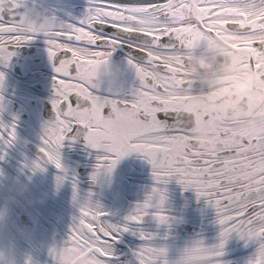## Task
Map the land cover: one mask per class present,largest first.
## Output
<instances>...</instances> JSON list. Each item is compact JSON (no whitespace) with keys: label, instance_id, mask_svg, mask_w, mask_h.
<instances>
[{"label":"snow or ice","instance_id":"1","mask_svg":"<svg viewBox=\"0 0 264 264\" xmlns=\"http://www.w3.org/2000/svg\"><path fill=\"white\" fill-rule=\"evenodd\" d=\"M18 15L15 10L0 13V65L8 64L15 47L36 38L19 30ZM44 38L49 59L55 61L50 103L58 124L54 130L43 128L38 159L61 170L57 185L69 178L61 149L66 141L77 140L96 152L93 182L132 152L151 164L155 181L143 200L116 222L91 190L79 196L73 175L78 210L66 239L49 248L55 264H76L78 253H86L91 264H112L115 241L125 231L142 241L132 251L135 264H229L222 257L233 234L254 245L245 264H264V132L236 136L223 124L220 111L197 109L214 142L209 148L193 139L191 119L178 118L185 102L179 89L190 83L183 72L184 53L216 40L228 42L241 74L257 76L264 86V0H90L77 23L62 21ZM123 46L132 50L128 64L139 84L108 105L93 91L94 70ZM4 77L0 71V84ZM252 96L249 90L239 99L250 101ZM85 113L110 124L120 141L101 140ZM16 139L15 119L0 121V142L11 145ZM5 154L0 149V159ZM250 175L257 178L255 184L246 182ZM172 177L214 209L220 227L216 243L197 236L169 258L164 241L170 232L146 231L141 224L150 215L157 225L171 228L163 185ZM25 264H32L31 257Z\"/></svg>","mask_w":264,"mask_h":264},{"label":"bare ground","instance_id":"2","mask_svg":"<svg viewBox=\"0 0 264 264\" xmlns=\"http://www.w3.org/2000/svg\"><path fill=\"white\" fill-rule=\"evenodd\" d=\"M72 2L37 0L36 6L41 10L47 8L55 11L62 20L72 23L69 18V6ZM19 46H33L36 56L15 53L13 61L9 60L7 65H0V71L5 73L0 84V121L8 123L15 119L17 133L13 144L4 145L0 142V149L6 151L4 158L0 159V248L6 250L10 264H25L29 257L32 264H55L54 258L49 254V248L54 244L60 245L66 239L72 217L78 210L73 200V175L77 179L79 196L83 198L91 190L93 198L101 202L104 209L111 214L109 218L116 222H120L137 201L143 200L146 191L150 190L155 181L151 164L142 158L141 154L132 152L121 158L110 174H102L97 182H93L90 174L97 162L96 152L82 140L66 141L62 147L61 159L69 178L59 186L56 177L61 170L51 163H48L42 172L21 173L17 168V162L22 158L21 153L31 158L38 156L29 145L37 148V144L41 143L44 117L41 115L40 104L42 99H45L51 105L49 98L54 91L50 92L49 87L53 86L54 69L44 37L37 36ZM13 64L23 65L26 74L13 72ZM46 79L51 82L44 84ZM35 83H40L41 87L32 86ZM125 94H130V91L125 89ZM11 103L19 105L18 109H10ZM29 111L32 112L31 118L21 120V115ZM83 168L87 170L80 173L79 170ZM17 176L29 184L28 191H9L7 185L13 183ZM127 185L129 186L126 189ZM163 186L167 189L166 211L172 218L171 228L157 225L152 217L142 222L141 227L161 235L165 231L170 232L164 241L169 244V258H174L180 248L197 236H203L208 244L216 243L220 226L216 223L214 209L202 202L198 204L199 208H189L190 201L197 200L196 193L189 188L190 196H184L182 192L186 189H182L175 177L170 178ZM42 192L47 193L46 197L43 200L37 199ZM22 216L33 222V228L22 222ZM196 222L199 226L190 231H177L180 223ZM141 242L138 234L133 231L120 234L114 244L112 264H135L132 251ZM253 249V244L245 245L243 240L233 234L224 246L222 258L229 261V264H245Z\"/></svg>","mask_w":264,"mask_h":264},{"label":"clouds","instance_id":"3","mask_svg":"<svg viewBox=\"0 0 264 264\" xmlns=\"http://www.w3.org/2000/svg\"><path fill=\"white\" fill-rule=\"evenodd\" d=\"M36 4L37 0H0V13L17 11L19 15L16 17V24L22 33L45 37L64 20L55 11L47 8L41 10ZM94 72L93 91L103 102L110 105L113 100L125 95L122 79L125 69L111 57L97 66ZM183 72L190 83L179 89V95L185 98V102L178 118L191 119V135L196 142L209 148L214 143L197 115V109L201 113L220 111L223 124L236 136L264 132V86L259 85L257 76L241 74L240 61L228 42L216 40L211 46L184 53ZM249 90L253 93L252 99L241 101L240 94ZM85 116L97 125V135L101 140L113 144L120 141V134L110 124L97 120L92 113H85ZM57 124L55 114L42 121V127L49 130H54ZM39 147L37 144V148ZM21 157L17 162L21 173L42 172L48 164L43 159H38V156L31 158L21 153ZM256 181L257 178L251 175L246 180L249 184H255ZM7 187L9 191L16 193L29 190V184L19 176ZM46 195V192H42L37 199L43 200ZM75 260L76 264H91V258L84 253H78ZM0 264H10L4 248H0Z\"/></svg>","mask_w":264,"mask_h":264},{"label":"flooded vegetation","instance_id":"4","mask_svg":"<svg viewBox=\"0 0 264 264\" xmlns=\"http://www.w3.org/2000/svg\"><path fill=\"white\" fill-rule=\"evenodd\" d=\"M71 1V0H70ZM69 18L72 23H77L78 18L82 17L87 11L85 1H80V3L72 2L69 6ZM77 16V17H75ZM132 50H126L124 47L117 48L113 51L111 59L117 63H119L122 67H124L125 72L123 74L124 86H127L129 91L131 92L136 86H138L139 81L136 76L135 69L128 64V54Z\"/></svg>","mask_w":264,"mask_h":264},{"label":"water","instance_id":"5","mask_svg":"<svg viewBox=\"0 0 264 264\" xmlns=\"http://www.w3.org/2000/svg\"><path fill=\"white\" fill-rule=\"evenodd\" d=\"M45 115H46L47 117H49V116L52 115V113H51V111H50V107H49V105H48L47 103H45Z\"/></svg>","mask_w":264,"mask_h":264},{"label":"rangeland","instance_id":"6","mask_svg":"<svg viewBox=\"0 0 264 264\" xmlns=\"http://www.w3.org/2000/svg\"><path fill=\"white\" fill-rule=\"evenodd\" d=\"M34 115H35V112H34ZM31 116V115H30ZM21 120H23V121H26V120H28V118H23V119H21ZM205 212V211H204Z\"/></svg>","mask_w":264,"mask_h":264}]
</instances>
